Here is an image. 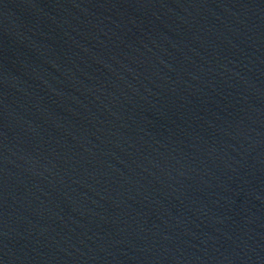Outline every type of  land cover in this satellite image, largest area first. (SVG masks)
Here are the masks:
<instances>
[{
	"label": "water",
	"instance_id": "obj_1",
	"mask_svg": "<svg viewBox=\"0 0 264 264\" xmlns=\"http://www.w3.org/2000/svg\"><path fill=\"white\" fill-rule=\"evenodd\" d=\"M0 264H264V0H0Z\"/></svg>",
	"mask_w": 264,
	"mask_h": 264
}]
</instances>
